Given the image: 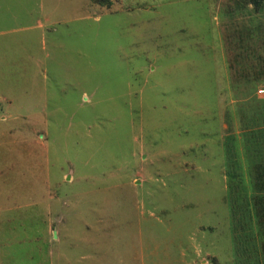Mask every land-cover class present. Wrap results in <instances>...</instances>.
<instances>
[{"label":"rangeland","instance_id":"obj_1","mask_svg":"<svg viewBox=\"0 0 264 264\" xmlns=\"http://www.w3.org/2000/svg\"><path fill=\"white\" fill-rule=\"evenodd\" d=\"M0 192V263L264 264V0H0Z\"/></svg>","mask_w":264,"mask_h":264},{"label":"crops","instance_id":"obj_2","mask_svg":"<svg viewBox=\"0 0 264 264\" xmlns=\"http://www.w3.org/2000/svg\"><path fill=\"white\" fill-rule=\"evenodd\" d=\"M42 185H44V187L49 186V184H47L46 180L44 181V183H42ZM15 190H17V189L15 188L14 191ZM46 190H47V188H46ZM17 192H19V191H17ZM2 194H3V192H0V195H2ZM3 196H4V194H3ZM43 197H44V199H43ZM6 198L7 197H3V201H5ZM34 199L41 202V204L43 202V205H44V209H41L44 212V217H43V220L41 221L42 224H44V225L51 224L52 217H53V205H52L53 196H51V195L43 196V194L42 195L40 194V195H38L37 198H34ZM19 262H22L21 259H6V260H3L2 263H0V264H19ZM22 264H36V260L35 259H28L27 261H24ZM45 264H53L52 263V257L46 259Z\"/></svg>","mask_w":264,"mask_h":264},{"label":"trees","instance_id":"obj_3","mask_svg":"<svg viewBox=\"0 0 264 264\" xmlns=\"http://www.w3.org/2000/svg\"><path fill=\"white\" fill-rule=\"evenodd\" d=\"M250 3L255 9L260 10L262 8L263 0H250Z\"/></svg>","mask_w":264,"mask_h":264}]
</instances>
